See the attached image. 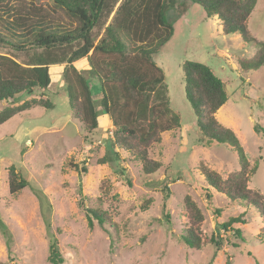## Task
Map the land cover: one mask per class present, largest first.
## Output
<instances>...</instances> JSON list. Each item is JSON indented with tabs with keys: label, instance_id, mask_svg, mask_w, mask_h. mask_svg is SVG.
I'll list each match as a JSON object with an SVG mask.
<instances>
[{
	"label": "rangeland",
	"instance_id": "obj_1",
	"mask_svg": "<svg viewBox=\"0 0 264 264\" xmlns=\"http://www.w3.org/2000/svg\"><path fill=\"white\" fill-rule=\"evenodd\" d=\"M33 2L27 0L28 4ZM180 2L188 4V11L184 16L174 9L169 11L167 20L174 26V35L155 56L166 74L171 108L181 116L180 129L165 133L163 141L150 150V157L164 166L154 175H145L132 154L114 150V127L100 110L101 94L95 100L100 127L86 139L83 125L70 111L62 78L64 66L53 67L46 97L54 108L35 107L0 126V264H50L52 239L59 245L64 264H227L228 259L233 264H264V244L259 237L263 221L255 209L246 212L248 224L232 227L243 231L242 238L232 228L219 232V224L245 209L213 190L214 205L222 209L216 217L199 190L208 187L200 162L226 178L240 169V161L226 145L199 144L196 116L185 96L182 66L185 61L203 63L228 83V101L217 118L238 136L250 169H254L249 188L263 195L264 67L242 73L239 60L251 58L255 46L239 35H224L219 21L207 19L200 5L191 0ZM247 25L254 38L264 41V0H258ZM80 70L96 96L100 80L90 74L88 65ZM40 94L36 91L33 96L17 97L15 105ZM6 104L0 102V110ZM11 166L29 182L17 195L9 192ZM167 179H178L169 184L171 224L162 212ZM79 191L85 206L103 213L111 225L102 226L95 219L94 226H89L79 207ZM187 195L205 216L202 237L209 239L220 233L222 248L208 245L195 250L181 241L188 221L184 206ZM147 200L152 203L143 211ZM108 228L115 234V243Z\"/></svg>",
	"mask_w": 264,
	"mask_h": 264
},
{
	"label": "trees",
	"instance_id": "obj_2",
	"mask_svg": "<svg viewBox=\"0 0 264 264\" xmlns=\"http://www.w3.org/2000/svg\"><path fill=\"white\" fill-rule=\"evenodd\" d=\"M191 1L202 7L207 19L219 21L224 35H239L245 43L255 46L251 58L239 60L242 73L264 67V41L254 38L247 25L258 0ZM188 8L180 0H34L32 4L27 0H0V102H9L0 111V126L35 107L53 109L54 105L46 97L52 83L50 68L63 65L62 78L70 111L83 125L85 138L93 135L100 127V111L88 78L74 65L86 59L90 74L101 83L97 93L101 94L99 106L114 127V150L132 154L141 163L145 175L156 174L164 165L150 157V150L163 141L165 133L180 129L181 116L171 108L166 74L155 56L174 35V26L167 20L169 11L174 9L184 16ZM182 69L185 96L200 133L199 144L226 145L237 153L240 161V169L226 178L200 162L199 170L208 187L199 190L216 217L222 209L214 205L213 190L245 209L239 216L219 224V232L230 231L236 224H248L246 212L253 207L263 221L259 237L264 244V195L249 188L254 169H250L236 133L217 118L218 111L228 101V83L212 68L197 61H185ZM36 91L41 92L39 97L15 105L17 97L33 96ZM255 129L261 132L258 124ZM171 182L164 180L166 195L162 212L168 224L172 220ZM8 185L10 194L17 195L29 182L11 166ZM79 197V207L85 212L90 227L94 226L95 219L102 226L111 225L103 213L85 206L81 191ZM151 203L152 200H147L142 210H148ZM184 206L188 221L181 241L195 250L208 245L222 248L224 240L219 237L220 233L209 239L202 237L205 216L190 195L184 198ZM108 229L115 243V234ZM232 229L242 238L241 229ZM233 247L238 246L233 244ZM48 260L50 264L65 262L55 239L50 242ZM227 264H233L231 259Z\"/></svg>",
	"mask_w": 264,
	"mask_h": 264
},
{
	"label": "crops",
	"instance_id": "obj_3",
	"mask_svg": "<svg viewBox=\"0 0 264 264\" xmlns=\"http://www.w3.org/2000/svg\"><path fill=\"white\" fill-rule=\"evenodd\" d=\"M214 20H216V19H214ZM74 65H75V67H76L78 70H80V68L87 66V65H88V62H87L86 59H82V60H80V61L74 63ZM53 67H55V66H52V67L50 68V70H51ZM88 67H89V65H88ZM83 70H86V68H83ZM80 71H81V70H80ZM98 96H99V94L96 95V96H94V100H96V99H97L96 97H98ZM21 97H23V96H21ZM6 103H7V102H6ZM15 104H16V103H15ZM6 105H9V102H8ZM6 105H5V106H6ZM2 109H3V108H2ZM2 109H1V110H2ZM1 110H0V111H1ZM15 117H16V116H15ZM12 119H14V118H12ZM12 119H11V120H12ZM11 120H9L7 123H9ZM7 123L4 124V125H7ZM4 125H3V126H4Z\"/></svg>",
	"mask_w": 264,
	"mask_h": 264
}]
</instances>
